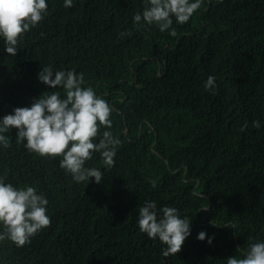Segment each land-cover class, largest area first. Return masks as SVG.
I'll list each match as a JSON object with an SVG mask.
<instances>
[{
  "label": "trees",
  "instance_id": "obj_1",
  "mask_svg": "<svg viewBox=\"0 0 264 264\" xmlns=\"http://www.w3.org/2000/svg\"><path fill=\"white\" fill-rule=\"evenodd\" d=\"M203 6L184 24L173 20V37L133 23L142 0H74L70 8L49 0L15 55L0 41V116L52 90L37 79L43 65L75 68L112 105L111 130L121 141L111 168L98 154L88 162L103 170L100 183H77L59 157L17 144L11 127L0 175L43 191L52 225L24 249L0 242V259L226 264L264 239V0ZM208 75L215 90L204 87ZM144 197L174 204L212 243L187 237L180 253L161 255L132 211Z\"/></svg>",
  "mask_w": 264,
  "mask_h": 264
},
{
  "label": "clouds",
  "instance_id": "obj_2",
  "mask_svg": "<svg viewBox=\"0 0 264 264\" xmlns=\"http://www.w3.org/2000/svg\"><path fill=\"white\" fill-rule=\"evenodd\" d=\"M224 1L142 0L144 7L133 13L132 20L137 27L155 26L175 37L173 20L184 24L200 5L204 4L207 11L212 4ZM48 3L49 0H0V41L6 53L16 54L23 35L44 18ZM73 3L74 0H63L66 8ZM37 79L52 90L34 98L30 105L12 106L0 116V148L10 146L6 133L15 127L17 144L40 156L59 157V166L73 181L88 184L93 179L100 183L103 170L88 162L98 154L106 168L115 163L121 141L111 130L112 105L75 68L56 69L46 64L37 73ZM204 87L215 90L213 75H208ZM252 126L259 128L260 121L253 120ZM141 201L142 204L135 201L132 206L138 215L139 231L164 257L180 253L187 237L202 241L207 238L206 242L212 243L214 237L191 224L187 216H181L174 204L160 205L152 197ZM49 206L48 196L38 187L27 183L18 186L0 175V242L7 241L19 249L28 247L33 235L51 227ZM0 264L10 263L1 258ZM226 264H264V239L250 242L239 257L227 256Z\"/></svg>",
  "mask_w": 264,
  "mask_h": 264
}]
</instances>
